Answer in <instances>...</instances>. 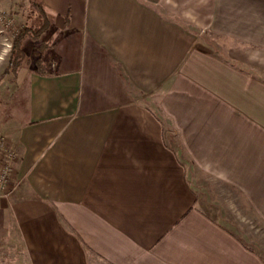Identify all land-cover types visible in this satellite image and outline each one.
<instances>
[{
  "label": "crops",
  "instance_id": "1",
  "mask_svg": "<svg viewBox=\"0 0 264 264\" xmlns=\"http://www.w3.org/2000/svg\"><path fill=\"white\" fill-rule=\"evenodd\" d=\"M40 1L50 74L7 81L0 264H264L188 176L264 223V75L243 65L264 0Z\"/></svg>",
  "mask_w": 264,
  "mask_h": 264
},
{
  "label": "rangeland",
  "instance_id": "2",
  "mask_svg": "<svg viewBox=\"0 0 264 264\" xmlns=\"http://www.w3.org/2000/svg\"><path fill=\"white\" fill-rule=\"evenodd\" d=\"M32 1L39 0H0V13L4 12L12 17L11 25L14 26V29L20 28L24 24H34L36 14L31 7ZM10 37L11 35L7 30L0 33V75L6 66L7 57L11 50L12 38ZM44 39L46 41V36H44ZM23 48L26 57L22 64L21 73H23V70H30L32 68V62L36 56L31 43L26 42ZM260 51L263 54L264 49L253 48L252 52H246L248 58L252 57L250 58L252 62L246 61L243 65L251 68L257 74L264 75L263 63L261 65L256 64L260 57H262V60L264 59ZM10 79V74L0 78V133L4 134L8 141L9 137L6 129L14 122L16 114H20L21 111L24 112L23 104L21 108L17 107L18 100L12 97L15 90L9 91L10 84L8 82L12 83ZM13 83H16V81ZM7 90L9 94L6 93ZM19 109H21L20 112ZM166 135L168 142L174 144L172 143V137H170L171 134L167 132ZM175 151H177L176 148ZM188 176L189 183L195 190L198 198V205L235 232L249 247L261 255L264 260V223L259 215L252 209L240 207L237 201L233 197H230L223 187L213 183L210 176L199 175V171L193 169L192 166L188 167Z\"/></svg>",
  "mask_w": 264,
  "mask_h": 264
},
{
  "label": "trees",
  "instance_id": "3",
  "mask_svg": "<svg viewBox=\"0 0 264 264\" xmlns=\"http://www.w3.org/2000/svg\"><path fill=\"white\" fill-rule=\"evenodd\" d=\"M31 7L36 14L35 23L24 24L20 28H17L16 34L12 38V46L7 57L6 66L0 78L10 74L12 82L17 79L26 57L23 48L26 42L31 43L33 50L36 52V56L32 62V69L41 75L50 74L47 70L50 45L45 41L44 35L52 27V15L46 11L40 0L32 1Z\"/></svg>",
  "mask_w": 264,
  "mask_h": 264
},
{
  "label": "built area",
  "instance_id": "4",
  "mask_svg": "<svg viewBox=\"0 0 264 264\" xmlns=\"http://www.w3.org/2000/svg\"><path fill=\"white\" fill-rule=\"evenodd\" d=\"M12 17L4 12L0 13V33L8 31L13 38L17 29L11 25ZM17 154L4 134L0 133V196L7 197L14 190L11 177L14 169V162Z\"/></svg>",
  "mask_w": 264,
  "mask_h": 264
}]
</instances>
